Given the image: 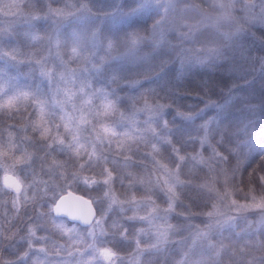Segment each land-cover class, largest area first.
Returning <instances> with one entry per match:
<instances>
[{
  "label": "snow or ice",
  "instance_id": "obj_1",
  "mask_svg": "<svg viewBox=\"0 0 264 264\" xmlns=\"http://www.w3.org/2000/svg\"><path fill=\"white\" fill-rule=\"evenodd\" d=\"M161 7L159 0H106L101 6L94 0H0V60L17 69L27 65V71L18 70L15 76L0 69V264H158L157 257L167 261L171 244L180 253L172 264H264V255H255L264 253V166L248 174L244 192L240 185L248 158L238 147L221 149L224 137L217 135L215 118L183 139L167 119L173 96L186 94L179 87L186 67L211 69L222 56L211 48L192 53L190 37L174 45L169 39L172 26L161 21L151 46L174 50L180 63L177 86L165 92L145 84V79L160 77L162 68L155 76L139 68L113 69L98 82L101 68L86 61L50 63L37 51L45 25L76 12L81 20L98 25L113 19L118 27L112 35L122 38L126 54L135 57L145 43L141 18L159 16ZM210 7L217 15L205 19L214 26L236 22L231 0H212ZM8 16L13 19H3ZM253 17L264 23V11ZM79 40L74 33V56L80 55ZM55 44L59 56V39ZM106 46L111 52L113 40ZM260 67L264 70V63ZM122 85L128 89L123 96ZM125 102L130 110H122ZM211 106L209 98L200 111ZM199 114L179 106L175 110V116L188 122ZM200 166L207 169L206 178L194 183V170H202ZM254 180L259 191L252 187ZM79 185L90 196L75 198L87 207L86 213L67 207L62 195ZM193 189L211 201V210L197 212L189 204L177 212V204H184L181 196ZM237 192L244 193L246 202L235 198ZM8 204L11 212L5 211ZM173 214L184 219L173 223ZM197 215L210 218L206 228L193 223ZM240 220L245 226L236 230ZM13 221L22 222L23 228ZM177 235L183 238L176 240ZM121 247L134 250L124 257Z\"/></svg>",
  "mask_w": 264,
  "mask_h": 264
},
{
  "label": "trees",
  "instance_id": "obj_2",
  "mask_svg": "<svg viewBox=\"0 0 264 264\" xmlns=\"http://www.w3.org/2000/svg\"><path fill=\"white\" fill-rule=\"evenodd\" d=\"M99 1L101 0H94V3L97 4ZM198 1L201 3L200 0ZM203 11L207 13L206 8H204ZM184 18L190 25L202 26L203 21L201 20L200 15H195L194 12L188 13V11H186ZM212 27L206 26L203 27L202 30L208 31L211 30ZM184 30L187 31V29ZM258 32L262 33L264 37L263 31ZM256 37L263 39V37H261L259 34L256 35ZM169 39L174 44H179L180 42L179 38L176 37L174 33L169 34ZM246 39L247 40H245V42L240 44L241 46H244V55L246 58L248 56L249 60L257 61L258 52L264 53V42L261 41L262 43L258 44L257 41H249L251 40L250 38ZM16 40L20 41L21 50H26L23 37L18 35ZM187 46L189 45L187 44ZM233 51L226 59H223L211 69L198 67L195 71L187 72L183 84L179 85L182 91L186 94L173 96V107L169 109L167 113V119L172 121V123L176 126L178 130V139H183V137L188 134H195L198 130V126L205 120L209 118H215L218 122L216 129L217 135L219 136L222 134L224 137V143L220 145V147L226 152L229 147L238 145V142H243V144L246 142L245 147L258 146V144L261 143V146L249 157L248 162L245 165V171L243 175L244 183L240 186L244 189V192H247L248 188L246 187V184L248 183V174L252 172L253 168H256L257 171H259V166H264V161L260 160V153L262 150H264V126L262 121L264 119V83L262 86L264 77L262 78L260 76L253 75L251 78H249L247 74H253V70L256 68V66L254 67L253 65L257 63H253L251 61V66L247 59H238L233 57ZM252 67L253 69H251ZM161 68L163 69V74L154 82L145 79V84L153 87L158 85L162 91L166 92L170 87L177 86L176 77L180 70V63L178 60L173 63L172 60L165 58L153 63L152 65H142L139 70L141 72H147L151 76H155L156 72ZM0 69H3L5 74L8 76H15L18 70L20 72L27 71V66L23 65L21 69L11 68L9 72H6L3 64L0 63ZM228 69H230V72ZM140 78L144 79V76H141ZM38 81L39 77L37 75L35 77V82ZM204 82H207V91H205ZM232 85L233 88L230 91L229 88ZM119 91L123 96L128 91V89L125 85H122ZM230 93L234 94L235 98L230 100V103H226ZM160 95L163 97L164 93L161 92ZM209 98L214 102V106L208 107L205 111L201 112L200 110L205 108ZM177 106H179V109L183 112L200 114L194 121H183L180 119V117L175 116V110ZM122 110H130L127 102H125L122 106ZM188 151H192L191 147H189ZM140 155L143 156V153ZM61 158H64L62 154ZM145 163L151 167L149 160L146 159ZM189 167L191 168L192 166L190 165ZM200 168L202 170H194V183H201L206 178L207 169L203 168V166H200ZM252 187L259 191L261 185L259 184L258 180H254ZM83 189L84 185H79L78 187L70 186V189L68 190L75 191L90 198L88 192H85ZM89 191H91V189ZM207 195L209 194L205 192V196ZM234 195L235 198L239 199L241 203L246 202L244 199V193L237 192ZM93 196H95V193H93ZM181 199L184 201V204H177V212L181 211L189 204L193 205L194 210L197 212H207L211 209V201L202 199L195 189L186 191L181 196ZM160 201H162V199ZM5 211H12L10 204L5 206ZM30 212L31 210L29 209V213ZM205 217L206 215H197L193 218V223L200 227L201 224H203L202 219ZM174 219L175 221H182L184 217L175 215ZM64 220L65 222L72 224L66 219ZM13 223L19 228H23L22 222L13 221ZM237 225L238 227L236 230H241L245 226L244 222L241 221H239ZM57 238L58 237L55 235L53 236V239ZM59 242L64 243V240L60 239ZM169 249L171 251L167 261H165L163 258L157 257L156 259L158 264H172L173 258H179V248L176 244H171ZM133 250L134 249H129L128 247H121L120 255L128 257L130 255V251ZM5 254H8L7 249L5 250ZM60 255L63 256L64 253H61Z\"/></svg>",
  "mask_w": 264,
  "mask_h": 264
},
{
  "label": "clouds",
  "instance_id": "obj_3",
  "mask_svg": "<svg viewBox=\"0 0 264 264\" xmlns=\"http://www.w3.org/2000/svg\"><path fill=\"white\" fill-rule=\"evenodd\" d=\"M236 22L227 24L226 30H221L219 26H213L211 30H202L204 25L195 26L186 23L184 10L180 7L181 0H159L162 6L160 15H153L148 19V14L141 18V34L145 37V43L137 51L135 57L126 54V47L123 39H116L112 33L116 32L118 25L111 18H104L102 24L83 21L79 14L71 13L67 18L58 22L51 21L45 25L44 31L40 33V38L36 42L37 51L50 63L61 64H81L84 61L102 69V75L98 76V82H103L113 69L140 68L142 65H152L153 63L168 58L175 63L178 59L172 49L157 51L153 49L150 39L159 31L161 21L169 23L172 31L181 41L185 37L187 46L192 53L203 52L207 49H214L223 59L246 38L255 33L257 29H264V23L257 22L253 13L264 11V0H231ZM184 29H187L185 31ZM79 34V56L73 55V34ZM95 38L93 39V35ZM56 39H59V56H57ZM112 39L114 48L111 52L107 50V41ZM173 43V42H172ZM174 44V43H173ZM175 45V44H174ZM264 63V56L260 57V66ZM218 64V63H217ZM198 67H186L187 72L195 71ZM255 255H264L257 253Z\"/></svg>",
  "mask_w": 264,
  "mask_h": 264
},
{
  "label": "rangeland",
  "instance_id": "obj_4",
  "mask_svg": "<svg viewBox=\"0 0 264 264\" xmlns=\"http://www.w3.org/2000/svg\"><path fill=\"white\" fill-rule=\"evenodd\" d=\"M201 1V3L198 1V0H181V3H180V7L184 10V12H183V14L185 15V12L186 11H188V13H191V12H194L195 13V15H200V17H201V20L203 21V23H202V25H204V26H214L213 25V23H212V21L211 20H206L205 19V16H212L213 18H215L216 17V15H217V13L210 7V4L212 3V0H200ZM105 2H106V0H101V1H99L96 5L97 6H101V5H104L105 4ZM190 4H193V5H199V8L197 9V8H190V7H188V5H190ZM204 8H206L207 9V13H205L203 10H204ZM3 19L4 20H10V19H13V17H11V16H8V17H3ZM185 19V18H184ZM185 21H186V19H185ZM186 23H187V21H186ZM227 24L226 23H224V24H222V25H220L219 27L221 28V30H226L227 29ZM258 31H263L264 32V29H257L256 31H255V33H253V34H250L247 38H250L251 40H249V41H257V43L258 44H260V43H262L261 41H263L264 42V37H263V34L262 33H259ZM260 35L261 37H263V39H261L260 37L259 38H257L256 37V35ZM247 40V39H246ZM11 43H15V41H11ZM236 49V50H235ZM234 50L235 51H233V53H232V55H233V57H236V58H238V59H247V61H248V63H250V65L252 64L251 63V61L254 63V62H256L257 64H255V65H253L254 67L256 66V68L253 70V74L252 73H248L247 74V76H249V78H251L253 75L254 76H260V77H264V70H262L261 69V67H260V57H262V55L264 56V53H259L258 52V60L256 61H254V60H249V58H248V56H247V58H246V56L244 55V46H241V45H239L238 47H236ZM0 63L1 64H3V66H4V68H5V70H6V72H9L10 71V69L11 68H13V69H17V67H13V66H10V65H7L6 63H5V61H3V60H0ZM27 66V65H26ZM252 66V65H251ZM21 67H23V65H20L19 66V69H21ZM251 69H253V67L251 68ZM228 71L230 72V69H228ZM263 75V76H262ZM244 76H245V74H244ZM263 83H264V80H263V82H262V86H263ZM232 88H233V85L232 86H230V88H229V90L231 91L232 90ZM229 91V92H230ZM235 98V95L234 94H229V98H228V100H227V102L226 103H230V100H232V99H234ZM264 116V115H263ZM145 117H141V119H144ZM263 121V126H264V119L262 120ZM239 144L238 145H234V146H232V147H229L228 148V150L229 149H231V148H236V147H238L239 148V151H240V153L242 154V155H244V156H247V158L249 159V157L255 152V150H257L260 146H261V143L260 144H258V146H247V147H245V144H246V142H245V144H243V142H238ZM227 150V151H228ZM206 155H207V153H205ZM232 158H230V160H231ZM216 187H217V189L219 190L220 189V184L219 183H217V185H216ZM68 189H70V187H68L65 191H67ZM64 191V192H65ZM162 201H158V203H161ZM211 210V209H210ZM247 215H249V216H253L254 215V212H249V213H247ZM174 216H175V214H173V218H172V222L173 223H176L177 221H175V219H174ZM202 221H203V224H201V226H200V228H206L207 227V224L209 223V221H210V218L209 217H205V218H203L202 219ZM241 222H243L242 220H240ZM239 221H237V223H238ZM137 226H144V227H147V225L146 224H143V225H140V223L139 222H137ZM187 235V233H185V236ZM183 237L182 236H179V235H177L176 237H175V239L176 240H180V239H182ZM145 239H147V237H145ZM170 246V245H169Z\"/></svg>",
  "mask_w": 264,
  "mask_h": 264
},
{
  "label": "water",
  "instance_id": "obj_5",
  "mask_svg": "<svg viewBox=\"0 0 264 264\" xmlns=\"http://www.w3.org/2000/svg\"><path fill=\"white\" fill-rule=\"evenodd\" d=\"M64 197H67V199L65 200V204L67 207H69L70 209H72L74 212L76 213H86L88 211L87 207L82 205L80 203V201L76 200V197H83L84 200H88L90 198L79 194L75 191L72 190H67L65 193L62 194ZM96 205H93V208H95ZM55 215V214H54ZM63 219H66L67 221H69L70 223H74L73 221H71L70 218L68 217H63Z\"/></svg>",
  "mask_w": 264,
  "mask_h": 264
}]
</instances>
